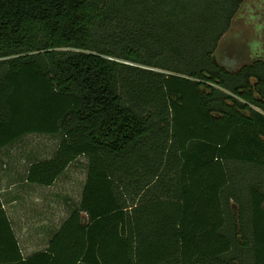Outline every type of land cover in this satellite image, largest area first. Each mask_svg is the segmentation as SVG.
Instances as JSON below:
<instances>
[{"label": "trees", "instance_id": "trees-1", "mask_svg": "<svg viewBox=\"0 0 264 264\" xmlns=\"http://www.w3.org/2000/svg\"><path fill=\"white\" fill-rule=\"evenodd\" d=\"M243 0H0V148L60 134L26 179L87 157L77 204L0 264H264V59L213 52Z\"/></svg>", "mask_w": 264, "mask_h": 264}, {"label": "rangeland", "instance_id": "rangeland-1", "mask_svg": "<svg viewBox=\"0 0 264 264\" xmlns=\"http://www.w3.org/2000/svg\"><path fill=\"white\" fill-rule=\"evenodd\" d=\"M213 55L217 64L232 70L264 59V0L241 2ZM60 138L59 133H28L0 148V193L16 232L21 224L30 227V232L36 229L37 235H44L43 229L53 232L79 201L87 172L85 155L74 159L50 186L26 179L29 163L52 156ZM31 241L22 247L24 253L46 245L43 238L41 243Z\"/></svg>", "mask_w": 264, "mask_h": 264}, {"label": "crops", "instance_id": "crops-1", "mask_svg": "<svg viewBox=\"0 0 264 264\" xmlns=\"http://www.w3.org/2000/svg\"><path fill=\"white\" fill-rule=\"evenodd\" d=\"M53 184V183H52ZM51 185V184H50ZM49 185V186H50ZM0 198H1V201H2V206H3V208H4V210H5V205H4V202H3V200H2V197H1V193H0ZM5 212H6V210H5ZM6 214H7V216H8V213L6 212ZM9 218V217H8ZM10 220V219H9ZM11 222V221H10ZM11 226H12V223H11ZM29 228L30 227H28V226H26V224H21V226L19 227V232H16L15 230H14V228H13V226H12V229H13V231H14V233H15V237H16V239H17V242H18V245H19V247H20V249H21V252H22V255L24 256V257H28L29 255H31V254H33L34 252H36V251H39V250H41V249H44L46 246H47V243H48V236L47 235H50L51 236V234L53 233L52 231H48V232H46V230L45 229H43V227H42V229H43V234L44 235H37L36 233V229L33 231V232H30V230H29ZM44 231L46 232V234L44 233ZM33 235V236H32ZM32 236V237H31ZM41 236V238H39ZM46 237V238H45ZM45 239V243H46V245H42V244H40L39 246H37L38 248L36 249V250H32V251H28V252H26V253H24V251H23V249H22V247H28L29 246V241L30 240H33V241H31V242H35V243H41V239ZM42 247H44V248H42Z\"/></svg>", "mask_w": 264, "mask_h": 264}]
</instances>
